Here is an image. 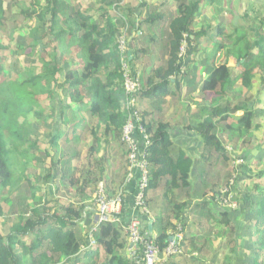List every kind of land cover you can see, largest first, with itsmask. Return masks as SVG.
I'll return each instance as SVG.
<instances>
[{
    "label": "trees",
    "instance_id": "trees-1",
    "mask_svg": "<svg viewBox=\"0 0 264 264\" xmlns=\"http://www.w3.org/2000/svg\"><path fill=\"white\" fill-rule=\"evenodd\" d=\"M229 1L224 0L225 6H229ZM23 2L24 6L21 9H17L14 4L9 3L8 7L11 9L8 12L10 13L9 16H13L11 18L17 26L19 22L12 12L15 13L19 10V14L28 18L29 23H27L31 27L27 24L21 27L22 30L26 29L29 32L31 40L28 56L37 55L41 63L40 71L35 74L32 68L19 67V60L13 71H7V65L10 62H13L14 67V60L17 59L18 51H24L26 47L23 43L17 44L13 49L7 47L6 43L0 44V73L8 77L15 73V82L5 79L0 82V93L3 94L7 87L16 90L28 87L30 90L27 91V94L31 105L38 102L34 98L43 94L49 100L48 110L50 109V113L48 116L51 118L60 117L63 122L72 125L77 121L75 129H82L85 125V119L78 116L79 111H86L92 119L89 121V135L91 136L89 158L92 159V163L88 169L86 168V172H80L79 178H74L73 175L74 164H72V159L74 156L63 158L64 152L60 150L63 159L54 161V154L51 157L48 151L46 152L47 156L51 157L52 166L44 179H50L52 183H56L57 172L60 175V183L55 193H59L61 187H64L65 189H72V195L75 196V202L72 201V197L65 199L66 202H60V206L50 217L55 226L50 250L54 253L59 248L62 256L66 257L68 261L69 257L72 260V257L81 252V245L85 247L88 242L83 237L76 239L71 229L67 230L66 233H59V231L62 230V227L66 228L68 224L77 222L84 206L83 201L89 200V193L98 182L106 181V165L110 161L106 150L111 148L113 142L119 143L121 129L127 120V111L122 107L123 97L124 99L127 98L124 87L125 72L131 79L136 80L139 91L142 90V95L153 101L156 112L161 113L158 105L170 95L169 86L173 85L178 88L181 80L186 76V69L191 63L190 57L197 50L192 48L195 46V37L203 36L205 33V29H201L199 32L194 31L195 19L201 12V0L189 1V3L187 0H180L176 16L172 17L168 26L163 27V23H157L155 26L160 29L159 36L150 27L158 20L162 21L163 16L144 14V18L141 19L143 15L141 8L145 6L143 4L138 5L140 11L135 14L136 17H134L133 22L131 17L134 10H122L120 8L122 0H90L89 7L86 9L74 6L70 0H43L42 2L30 0L27 3ZM6 6V0H0L1 32L4 31V19L7 18ZM219 9L223 10L224 7H219ZM226 11L230 12L228 9ZM230 16L234 17L231 14ZM236 18L237 21L234 24L226 15L224 20L214 25L215 36H218L219 41L214 44L213 55L221 51L224 54L225 63L214 65L209 69L208 78H205L200 85V94L205 96L208 93L204 97V106H200L196 111L193 123L186 124L183 128L199 137L202 150L209 152L210 155L212 153L224 155L223 161H226L229 158L228 154L231 155V153L225 151L222 144L223 140L219 136L225 134L228 137L226 141L228 143L233 138L244 139L248 136L250 139L247 140V144L251 147L250 150L248 149L244 154H238V151L232 148V153L236 155L235 159L239 161L237 163L238 168L242 171L238 180L242 181L244 178L246 179V173L243 170L245 171L249 167L250 161L255 159L260 164L264 159V156H259V151H257L260 148L262 151L264 150V141H261L260 144L251 139L253 131L260 130L264 125V123H257V117L259 113H264V107L256 109L255 103L251 99H243L242 102L234 104L235 96H232V93L244 95V92H250L255 86V81L256 84L258 81L262 83V86L264 85V0H248L246 7ZM143 24L147 25V29L141 28ZM225 25L229 27L231 25L230 33L225 32ZM143 33L145 34L143 35ZM122 35H124L122 38L123 50L120 48ZM11 36V32L8 33V37ZM140 36L145 44L146 42L158 43L166 57L163 66L155 67L151 73H148L145 83L142 80L145 71H141L139 76L134 68L135 64L142 59L139 54H146L145 49H138L139 43L142 41H136ZM183 40L187 42V47L183 52H180ZM39 41H46L43 43L42 51L38 47ZM51 42L55 44L47 54L48 58H44L41 53L45 51L44 49L49 48ZM5 52L9 55V61L6 65ZM230 59L235 61L237 66L235 69H240V76H232L233 68L227 65ZM238 80L240 85L236 87ZM57 89L62 92V98H58ZM257 95L259 98L264 97V87H259ZM58 101L64 104L65 108L60 109L57 115L53 105ZM67 101L68 103L65 104ZM0 102H4L8 106H21L22 103L15 96L6 99L0 98ZM70 105L75 108L72 110L73 115H70ZM25 110H22L23 113ZM30 110L34 117L39 118L42 114L40 119L43 118V110H33L32 107ZM237 111H242V114L236 116ZM140 115L141 124L149 135V145L146 149L149 164L148 191L161 190L168 209L166 216L160 219V230L154 239L162 253L175 232L177 225L174 224L182 223L181 217L187 208H189V214L194 215V219L200 221L204 218L209 219V214H213V207L207 201L208 199L206 200L207 194L199 197L198 188L195 189L194 186H191V176L199 171L196 166L200 162L186 156V153L180 148L174 147L175 145L169 136V123L165 121L146 123L142 114ZM21 128L22 130H20ZM1 130H4V136ZM29 135L27 128L20 124L0 125V181L3 186L8 188L9 196H14L13 198L18 202V206L11 208V213L15 210L21 216L30 211L33 216L39 218L42 215L46 219V215L49 214L48 208L40 207L39 204L43 197L45 200L47 199L48 192L43 195L38 184L34 183L32 179L31 181L28 180L29 187H26L28 176L24 174L22 166L16 173L17 178L14 180L15 171L9 166L6 159L7 149L16 158L17 156L21 158L25 153L28 154L29 149L37 146V140H34L32 147L29 149L26 147ZM59 137L58 135L50 137L48 140L50 148L55 149ZM102 149L104 152L101 151ZM249 151L251 153L257 152H255V156H250ZM32 154L34 153L32 152ZM39 165L41 166V163ZM94 171L98 172V176L92 178ZM263 175L262 171L256 176L261 178ZM253 177L255 176L247 178ZM124 179L125 173L122 175L118 188L122 187ZM217 189L221 188L216 186L210 188L216 196L220 197ZM239 190L245 191L241 188ZM25 191L30 199L26 197L25 193L23 194ZM232 191H235V184L228 190L227 195H232V198L238 200L242 205V210L235 209L236 206L233 208L222 206L217 201L215 203L226 210L222 214L221 222L223 227H229L230 238H232L227 241V245L229 246L230 242H236L240 237H244L243 244L248 248L249 254L245 255L240 252L243 254L241 255L237 253L236 247H234L231 250V256L226 255L222 261L224 264L225 262L229 264L230 259H235L237 260L236 264H264V186L256 185L252 190L247 188L243 192V196H240V192L232 194ZM109 192L114 193L112 188ZM196 198L203 199L194 201L193 199ZM32 199H36L33 205L27 203L28 200L32 201ZM146 202L148 203L147 198ZM190 203L192 204L190 205ZM247 206L249 209L246 210ZM238 211L244 215L245 224L237 235L227 212L234 214ZM125 214L126 210L123 211L119 224H100L97 234H94L96 246L100 247L104 254L103 264H135L134 259L121 252L126 245L123 231V227L127 224ZM39 224L43 223L31 220L24 221L19 218L15 224V230L20 233H29L35 231ZM182 229L184 230V224ZM169 230L172 231L171 234H167ZM11 237L13 236L11 235ZM9 241L8 237L0 236V264H13L16 260L11 248L12 243ZM88 253L93 254L91 251ZM180 254L181 252L168 258L167 262ZM137 255H142L141 249L137 251ZM41 257H45V255ZM61 257L58 258L54 255V261L46 264H56ZM215 260L216 257H212L211 263H214ZM86 262H89L88 258ZM36 264H40V261L37 260Z\"/></svg>",
    "mask_w": 264,
    "mask_h": 264
},
{
    "label": "rangeland",
    "instance_id": "rangeland-1",
    "mask_svg": "<svg viewBox=\"0 0 264 264\" xmlns=\"http://www.w3.org/2000/svg\"><path fill=\"white\" fill-rule=\"evenodd\" d=\"M26 3L30 0H6V4L7 6L5 7V13H7V18L4 19L5 21V25H4V31L1 32L0 31V44L3 45L6 43V46L10 47V48H15V46L19 43H23L25 45V49L24 51H18L17 53V59L14 60V67H13V62H10L7 65V71H13L14 68H16L17 66V62L19 60V67L21 68H25V69H29L32 68L34 70V73L37 74L40 71V67H41V63L39 61V59L37 58V55L34 56H28L30 53V49H29V43H30V36H29V32L26 29L22 30L23 25L27 24V26H30L28 23V18L26 16H23L21 14H19V10L18 13L17 11L15 13L12 12V14L15 16V18L18 20L19 24L18 26L14 24L13 21V16H9L10 13L8 12L9 9H11L10 7H8L9 3H12L15 5V8L17 9H21L22 6H24V2ZM41 2L43 0H40ZM73 2L74 6H79L82 9H86L89 7L90 4V0H70ZM179 1L180 0H122V2L120 3V8L122 10H127V9H132L133 14H132V21L134 22V17H136V13L139 12L140 10L138 9V5H145L143 6V8H141V10H143V15L141 17L144 18V14H150V15H160L163 16L162 21H157L154 25H152V30L154 32H156L155 34L158 35L160 29H158L157 27V23H163L162 26L166 27L168 26V22L171 21L172 17L176 16V10L177 7L179 5ZM189 1H193L195 2L196 0H189ZM189 1L187 0V2L189 3ZM248 0H230L229 2V6H225L224 4V0H201L200 2V7H201V12L200 15L198 17H196L195 19V27H194V31L195 32H199L201 29H205V33L203 34V36H196L195 37V41H194V45L192 48L197 49L196 51H194L191 55V63L190 65H188L187 67V71H186V76L181 80L178 88H175L173 85L169 86V92L170 95L167 97V99H163L165 100L164 102H160L159 103V107L158 109L161 110V112H163L164 110L166 111L167 109L169 110L170 114L174 113V109H177L178 111L181 108V114L182 115H187V113L184 110H187L188 113H194L198 110V108L200 106H204V97L205 96L200 94V85L201 82L206 78H208L207 76L209 75L210 72V68L213 67L214 65H221L225 63V59H224V54L221 51L216 52L214 55V47H215V42L219 41L218 36H215V26L218 22H220L221 20H224L225 16L228 15L230 17V21H232L231 23L236 24L238 14L242 13L243 9L246 7ZM262 1V0H261ZM26 6V5H25ZM219 7H224L223 10H220ZM226 7V8H225ZM229 10L230 12H227L226 10ZM135 12V13H134ZM233 15L234 17L230 16ZM36 16V15H34ZM236 16V17H235ZM28 22V23H27ZM165 22V23H164ZM224 24V23H223ZM147 25H142L141 28H146ZM225 27V32L226 33H230L231 31V25L229 26H224ZM135 29V27H134ZM132 29V30H134ZM143 31H146L145 29H143ZM12 34L11 37H8V33ZM145 33H143L144 35ZM159 36V35H158ZM215 36V37H214ZM124 37V35H122L120 37V40ZM11 38V39H9ZM164 39V37H163ZM141 42V46H138V49H145V42H143V40L141 39V36L139 37V39L136 42ZM165 40V39H164ZM163 40V41H164ZM225 41V39H224ZM46 41H39V49L40 51L43 50V43ZM147 43V42H146ZM48 44V43H47ZM55 43L51 42L49 45V48L44 49L45 51L42 54V56L44 58H48V53L50 52L51 48H53ZM149 49H148V54L153 55L154 60H152L151 62H147V56L146 54H139V57H142L141 61L136 63L134 68H135V72H137V74L142 73L141 71H145V73H143V81L145 83L147 76L149 75L148 73H151L152 69H154L155 67H159V66H163V64L165 63L164 61L166 60V57L164 55V51L161 49V47L159 46L158 43H154V44H150L148 43ZM0 45V46H1ZM187 47V42H185V40H183L181 46H180V52L184 51ZM182 48V51H181ZM147 51V50H146ZM6 53V52H5ZM4 53V54H5ZM222 54V55H221ZM32 57V59H31ZM9 61V55L8 53H6V63L5 65L8 63ZM39 61V62H38ZM212 62V63H211ZM227 65L230 66L231 68H233L232 71V76L236 77V76H240V69H235L237 66L235 64V61L233 59H230L227 62ZM197 68V69H196ZM197 71H199L197 73ZM200 75V76H198ZM203 78V79H202ZM7 80L10 82H15V73H13L10 77H8L7 75L1 74L0 73V82H2L3 80ZM140 82H141V78L139 77ZM259 84V85H258ZM240 85V81L238 80V82L236 83V87ZM254 88L250 91V92H244V95H239V94H235L232 93V96H235V102L234 104H238V102H242L243 99H251L254 103H255V108H262L264 107V97L259 98L257 93L259 90V87H264V85L262 86L261 82L256 81L254 82ZM178 89V90H177ZM30 89L28 87H26V89H21V90H16L12 87H7V90H5V92L2 94L0 93V98H8V97H16L17 100L21 101V106H14V105H7L4 102H0V125L3 124H10V125H16V124H20V121L23 120H28V119H33V120H37L40 119L42 117V114L38 117H34L33 113L30 110V107H32V109L34 110H43V118L44 117H49L48 114L50 113V109L48 110L49 107V100L46 96H44L43 94L38 95L36 99L38 102L37 103H33V105L30 104V101L28 99V94L27 91H29ZM58 92V98H62V92L57 89ZM142 92V90H141ZM139 91V93L136 95L135 99H136V104H135V109L139 112V114H143V109H144V105H148L151 110L153 108H156L155 104L153 103V101L150 98H146L147 96L142 95ZM178 95V96H176ZM168 98H170V100H168ZM182 100L183 103H179V101ZM174 102V104H170ZM68 101L65 103L67 104ZM207 106V105H206ZM53 108L56 109V111H60V109L65 108L64 104H62L61 102H57L55 103V105H53ZM26 109V110H25ZM75 108H73V105H70V115H73L72 110H74ZM22 110H25V113H23ZM31 113V115H30ZM158 115V118L156 119L155 117H153V119H151L152 121H154V123L156 122H163L165 118L161 117L162 115H160L159 113L155 112ZM242 114V111H237L236 112V116H240ZM67 115L69 116V114L67 113ZM148 115V114H147ZM21 116V117H20ZM78 116L79 117H83L85 119V125L82 129L77 128L75 129V124H77V121H75L73 123V125L71 123H65V122H61V124L66 127L64 130L63 127V134L59 137L58 141L60 140L61 142H59L60 144V148L61 151L64 152L63 158L66 157H73L72 159V164H75L74 166V171H73V175L74 178H79L80 174L82 172H86V168L88 169L92 163V159L89 158V148L91 146V136L89 135V121H91L92 119L89 117L88 113H86V111H79L78 112ZM156 119V120H154ZM92 123V122H91ZM257 123H264V113H259L258 117H257ZM71 124V125H70ZM21 125V124H20ZM25 128V126H24ZM22 130V128L20 129ZM254 132V133H253ZM251 134V139H254L256 142L261 144V141H264V125L261 127L260 130H254ZM1 133H4V130H1ZM22 134V133H21ZM78 135V137H77ZM4 136V134H3ZM219 138H221L223 140V146L225 148L226 152H230L231 155L228 154V159L226 161L222 160V157H224V155L222 156L219 153H212L211 155L209 154V152L205 151V150H199L197 151V155L199 154V158L198 159H194L199 161V167L197 169H199V171L195 172V175L191 176V186H194L195 189L198 188V196H203L204 194H207L208 198H206V200H211L212 201H216L218 199V196H216L211 190L210 188L213 187H217V188H221V189H217L216 191L221 192L222 190H227V187L230 189L232 188V186L235 184V191H232V194L235 193H239L240 192V196H243V192L246 191V189L248 188V190H252L254 186L256 185H263L264 186V175L261 178H258L256 175L259 174L260 172L263 171L264 173V159L263 161L260 162V164H258L259 161H256L255 159H253L252 161H250V163L248 164L249 167H247V169H245V171L243 170L244 173H246V179L244 178L242 181L238 180V177L241 176V170L238 168L239 165L237 164V160L235 159V156L232 153V148L233 150L238 151V154H244V152L246 153L248 151V149L250 150L251 147L247 144V140L250 139L248 136L244 139H236L233 138V140L228 143L226 142L228 137L223 134L221 137L219 136ZM40 139V138H39ZM193 141V140H192ZM244 142V143H243ZM7 143V141H6ZM228 143V144H227ZM8 144V143H7ZM8 148V146H7ZM259 156L262 155L264 156V150L262 151L261 148L259 150ZM255 151V152H257ZM107 152V153H106ZM106 154L107 156H112L114 153H118V156L120 159L124 158L123 155V150H121V148H119V143L118 144H112L111 148L107 151L106 150ZM253 152V151H252ZM253 152L251 153L250 151L248 152V154L250 156H255L256 153ZM116 153V154H117ZM109 154V155H108ZM19 156H16L11 153V151H9L7 149L6 151V159L9 163V166L15 171V175H14V180L17 178L16 173L19 170V168H21V162L19 160ZM207 159V161H206ZM205 161V162H204ZM113 165V170H117L119 167L121 170L124 167V163L123 165H119L117 163L116 160H114V162H112ZM109 166V164L106 165V168ZM118 166V168H117ZM48 169V168H47ZM128 170V168H127ZM82 171V172H81ZM81 172V173H80ZM110 174V173H109ZM255 176L253 178H247L249 176ZM98 176V172L94 171L92 173V178ZM232 183L231 186H229ZM227 184V185H225ZM197 186V187H196ZM239 188L244 189L245 191H241L239 190ZM6 187L3 186L1 184L0 181V208L2 210L3 213H5L4 211L7 210L8 206L4 201V198L7 197L6 196ZM25 193V195H27V192H23V194ZM73 194V190L72 189H65L64 187H61V190L59 193H57V195L60 196V198L62 199H68L70 197L73 198V202H75V196L72 195ZM150 194V191H148V195ZM72 195V196H71ZM206 196V197H207ZM10 197V196H8ZM12 198L14 196H11ZM51 197V195L47 196V199H49ZM231 197V201L234 203L235 209L238 210H242V205L241 203L238 202V200L232 198V195H230L228 198L230 199ZM46 199V200H47ZM203 199V198H201ZM200 198H196L193 199L194 201L197 200H201ZM184 200V199H183ZM207 200V201H208ZM260 200V198H259ZM185 201V200H184ZM183 201V202H184ZM151 203H153V201L151 200ZM212 204V203H211ZM246 210L249 209V207L247 206V208H245ZM12 214H17L16 211H13ZM18 215V214H17ZM190 219H191V214H189V216L186 218V224L189 223L190 225ZM195 220V219H194ZM196 222H198L197 220H195ZM204 226V225H203ZM210 226V224L208 225ZM207 228V227H206ZM181 230V236H182V227L179 228ZM227 238H228V234H227ZM224 264V263H223ZM225 264H228V262ZM231 264V262L229 263Z\"/></svg>",
    "mask_w": 264,
    "mask_h": 264
},
{
    "label": "crops",
    "instance_id": "crops-1",
    "mask_svg": "<svg viewBox=\"0 0 264 264\" xmlns=\"http://www.w3.org/2000/svg\"><path fill=\"white\" fill-rule=\"evenodd\" d=\"M152 30V26L150 27ZM147 29V27H146ZM139 46H141V43H139ZM149 44H145L146 48V56L147 62H151L154 60L153 55L148 54ZM178 90V89H177ZM178 96V95H176ZM148 98V97H146ZM167 97L165 98V100ZM170 100V98H168ZM179 103H183L182 100L179 101ZM125 99L123 97L122 99V107L124 109ZM174 104V102L170 103ZM148 105H144L143 114L144 120L146 123L153 122L151 119L155 117L158 118V115L155 113L156 108H153L152 110ZM181 108L178 111L177 109H174V113L170 114L169 110H164L163 112L159 113L162 115L161 117L165 118L164 121L169 123V136L174 147L180 148L183 152L186 153V156H190L192 159H198L197 151L202 149V145L200 143L199 137L195 135L193 132L186 131L183 126L186 124L193 123L194 120V113H188L187 110H184L187 115L181 114ZM60 111H56V114L58 115ZM196 113V112H195ZM148 114V115H147ZM154 119V120H156ZM62 120L60 117H47L44 120L43 119H28V120H21L20 124L21 126H25L27 130L29 131V141L27 143L28 149L32 147L34 144V140H37V146L35 148H32L31 150H28V154L23 155V157L19 158L20 164L22 168L24 169V174L28 176L26 179V187L28 186V180L37 183L38 187L41 191V193L44 195L46 192H48V195H51V197L47 200L43 197L40 201L39 206H45L48 208L49 214L46 215V219L42 215H40L39 218L36 216H33L30 211H27V213L23 215H17L11 213V208H14L18 206V202L15 198H12L8 194V188L6 189V196L4 198L5 203L7 204L8 208L5 213L2 212L1 208L0 211L2 212L0 214V236L2 237H8L10 239V243H12V251L15 254L16 260L13 262V264H36L37 260L40 261V264H46L51 263L54 261V255L60 258L62 256L59 248L56 249V251L50 250V242L51 237L55 232V226L53 225V222L50 220V217L52 214H54L57 207L60 206V202H66L65 199L60 198L59 195H57L56 190L59 187V178L60 175L56 172V177L58 178L56 180V183H52V181L45 180L44 177L47 175L48 170L52 166V154H54V161H59L58 159L62 158L61 148L59 142L57 141L55 149L50 148V144L48 140L50 137L53 136H61L63 134V125L61 124ZM71 125V124H70ZM66 127H64L65 130ZM40 138V139H39ZM59 139V138H58ZM193 140V141H192ZM119 140V148L123 150V161L119 158L118 153H114L112 156L109 157V166L107 167V173H106V181H100L97 183L95 188L89 193L90 198L87 202L83 201L84 206L81 210L80 218L77 220V222H73V224H68L66 228L62 227V230L59 231V233L67 232V230H73L74 236L76 239H81L82 237L84 239H87L88 233L89 237L92 234V231L95 227L98 225L97 220V214L95 207L93 205V193L96 191L97 187L99 185H102L104 187V190L106 192H109V190L113 192L119 191L121 188H118L121 182L122 175L125 173V179L127 176V165H126V154H125V146L120 143ZM113 144H118V142H113ZM26 151V150H25ZM42 151V153H41ZM48 151V154L51 156H47L46 152ZM57 151V153H56ZM102 152L103 149L101 150ZM32 152L34 154H32ZM45 154V156H44ZM109 155V154H108ZM63 159V158H62ZM114 160L117 161L119 165H123L124 167L120 169L117 166V170H113V165L111 163L114 162ZM41 163V166L39 165ZM44 168H41V167ZM75 166V164H74ZM199 167V164L196 166V169ZM48 168V169H47ZM198 170V169H197ZM19 172V170L17 171ZM51 172V171H50ZM53 172V171H52ZM110 173V174H109ZM55 178V177H54ZM124 179V183H122V189L121 191H124V200H125V207L128 208L126 210L125 219L127 220V223L130 221L131 215H134V211L131 208V202H132V195L134 193V188L136 184V178L131 180L126 184ZM32 182V183H33ZM33 183V184H34ZM115 187V188H114ZM148 195V194H147ZM26 197L28 199L29 195L27 194ZM59 200V201H58ZM151 200L153 203H151ZM36 199L28 200L27 203H30V205H33ZM147 206L149 210V214L146 216H140L139 220L142 225V227L149 233V235L152 238H156L158 231L160 230V219L166 216L168 213V209L165 204V200L162 197L161 190H157L156 192L150 191V194L147 196ZM210 204L213 207V214H209V219L204 218V220L198 221V223L194 220V215H191L190 219V225L189 223L186 224V218L189 216V208L185 210V213H183L181 222H177L173 224L176 226L175 232H177V228L182 227L184 224V230L182 229V241L180 244V250L181 254L179 256L173 257L167 261H165L163 264H223L224 261L222 259L226 255L231 256V250L236 247L237 253H244L245 255L249 254L248 248L243 244L244 237H240L239 240L233 243H229V246L227 245V241L232 238L230 235V231L228 230L229 227H223L222 226V214L226 212L224 207L217 206L215 201L208 200ZM26 203V202H25ZM46 204V205H45ZM192 203H190L191 205ZM209 204V205H210ZM15 211V210H14ZM230 211V210H229ZM228 216L231 220V223L233 224V227L235 228V231L237 235L240 233V230L242 229L243 225L245 224V217L241 214L240 211L234 214L231 212H227ZM221 215V216H220ZM21 218L22 220H31V221H38L42 222L43 224H39L36 227L35 231H30L29 233H20L15 230V224L17 221ZM210 224V226H208ZM187 225V226H185ZM204 225V226H203ZM207 227V228H206ZM124 231V230H123ZM171 230L167 232V234H171ZM174 232V233H175ZM97 234V231L96 233ZM228 234V238H227ZM11 235L13 237H11ZM85 236V237H84ZM184 236V238H183ZM234 238V235H233ZM83 239V241H84ZM124 239L126 241L125 249L122 250V254H127L130 257L129 254V248L130 245H128L127 237L124 232ZM171 240V238H170ZM88 242V240H87ZM90 242V241H89ZM183 242V244H182ZM7 241L5 242V244ZM130 243V242H129ZM96 246V245H95ZM90 247L88 251H91L93 254L88 253V251H84L81 245L80 251L77 255L72 257H69L68 261L66 257H61L60 261L56 264H103L104 263V254L100 247L98 246ZM240 253L241 255H243ZM45 255V257H41ZM91 255V257H89ZM216 257V260L214 263H211V258ZM89 259V262H86V259ZM131 258V257H130ZM167 262V263H166ZM231 264H236L237 260L230 259ZM229 262V263H230ZM54 264V263H52Z\"/></svg>",
    "mask_w": 264,
    "mask_h": 264
},
{
    "label": "built area",
    "instance_id": "built-area-1",
    "mask_svg": "<svg viewBox=\"0 0 264 264\" xmlns=\"http://www.w3.org/2000/svg\"><path fill=\"white\" fill-rule=\"evenodd\" d=\"M120 48L123 50V39L120 40ZM182 51V48H181ZM183 52V51H182ZM125 80V99L124 109L127 111V120L121 129V143L126 149L127 176L126 184L136 178L134 193L132 195L131 208L134 215H131L130 221L125 228L126 235L130 242L129 254L134 259L135 264H163L168 258L179 254L182 241L181 230L173 233L170 242L162 252L154 240L150 239L147 232L142 228L138 215H148L146 205V193L149 188V164L147 162L146 149L149 145V135L141 124V115L135 109L136 95L139 92V86L135 79H131L127 72L124 75ZM239 162V161H238ZM237 162V163H238ZM232 183L229 185L231 186ZM227 190L220 192V197L216 200L225 207H234V203L228 198ZM102 185H99L93 194V205L96 210L98 224L117 223L122 212L124 204V193L119 190L115 195L108 196ZM98 226V225H97ZM97 227L87 236L88 246L93 247L96 244L94 233ZM90 241V242H89ZM141 249V256L137 251Z\"/></svg>",
    "mask_w": 264,
    "mask_h": 264
},
{
    "label": "clouds",
    "instance_id": "clouds-1",
    "mask_svg": "<svg viewBox=\"0 0 264 264\" xmlns=\"http://www.w3.org/2000/svg\"><path fill=\"white\" fill-rule=\"evenodd\" d=\"M121 137V136H120ZM121 141V140H120ZM122 144V143H121ZM125 154H126V149H125ZM126 165H127V162H126ZM121 189H122V187H121ZM120 189V190H121ZM148 190H149V188H148ZM148 190H147V192H148ZM118 191H116V192H114L113 194H111L110 192H107L106 194L108 195V196H113V195H115L116 193H117ZM123 193H124V191H123ZM220 193V192H219ZM94 194V193H93ZM146 205H147V202H146ZM147 208H148V206H147ZM124 210H128V208H126L125 207V200H124V204H123V207H122V212H121V215L119 216V221L117 222V223H110V224H119L120 222H121V216H122V214H123V211ZM148 213H149V210H148ZM129 223V222H128ZM127 223V224H128ZM101 224H105V223H101ZM107 224V223H106ZM127 224L123 227V230H124V232H125V228H126V226H127ZM100 224H98V226H99ZM98 226H97V231H98ZM142 226V225H141ZM143 228V227H142ZM144 229V228H143ZM145 230V229H144ZM146 231V230H145ZM147 232V231H146ZM125 234H126V232H125ZM147 234H148V236H149V238L150 239H152V240H154L155 238H152L150 235H149V233L147 232ZM94 236V235H93ZM126 237H127V235H126ZM127 241H129L128 240V237H127ZM89 244V243H88ZM88 244L84 247L83 246V250L85 251L86 249H88L89 250V246H88ZM96 245V244H95ZM128 245H130V243L128 242ZM163 252V251H162ZM160 257H162V253L160 252ZM167 261V260H166ZM134 262V261H133ZM135 263V262H134Z\"/></svg>",
    "mask_w": 264,
    "mask_h": 264
},
{
    "label": "flooded vegetation",
    "instance_id": "flooded-vegetation-1",
    "mask_svg": "<svg viewBox=\"0 0 264 264\" xmlns=\"http://www.w3.org/2000/svg\"><path fill=\"white\" fill-rule=\"evenodd\" d=\"M147 194H148V192L146 193V198H147Z\"/></svg>",
    "mask_w": 264,
    "mask_h": 264
}]
</instances>
